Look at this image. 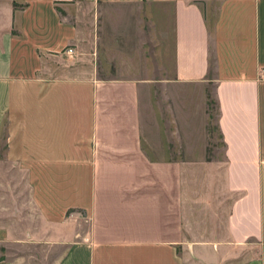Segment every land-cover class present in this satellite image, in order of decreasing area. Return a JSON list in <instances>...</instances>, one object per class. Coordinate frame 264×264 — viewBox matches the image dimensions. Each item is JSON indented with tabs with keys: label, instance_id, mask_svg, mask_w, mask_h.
Listing matches in <instances>:
<instances>
[{
	"label": "crops",
	"instance_id": "0c3cea01",
	"mask_svg": "<svg viewBox=\"0 0 264 264\" xmlns=\"http://www.w3.org/2000/svg\"><path fill=\"white\" fill-rule=\"evenodd\" d=\"M145 1L171 5L173 81L214 84L221 158L146 136L140 81L66 63L103 4ZM211 1L0 0V264H264V0Z\"/></svg>",
	"mask_w": 264,
	"mask_h": 264
},
{
	"label": "rangeland",
	"instance_id": "374dc122",
	"mask_svg": "<svg viewBox=\"0 0 264 264\" xmlns=\"http://www.w3.org/2000/svg\"><path fill=\"white\" fill-rule=\"evenodd\" d=\"M210 5L213 22L218 1L213 0ZM155 8L156 21L147 1L103 4L94 47L86 54L91 60L68 57L66 63L71 67L92 66L102 79L140 81L146 136L161 133L164 137L165 132H172L174 149L187 153L189 158H221L224 146L217 127L214 84L173 81L171 5L162 3ZM64 63L55 62L67 67ZM213 75L211 70L210 76ZM166 119L172 120L170 127L165 124ZM144 144L149 150L146 140ZM25 254L32 256L30 264H51L57 252L32 248ZM5 256L0 250V258Z\"/></svg>",
	"mask_w": 264,
	"mask_h": 264
},
{
	"label": "built area",
	"instance_id": "2783aa9c",
	"mask_svg": "<svg viewBox=\"0 0 264 264\" xmlns=\"http://www.w3.org/2000/svg\"><path fill=\"white\" fill-rule=\"evenodd\" d=\"M68 51H69V52H72V51H73V49H72V48H69V49H68Z\"/></svg>",
	"mask_w": 264,
	"mask_h": 264
}]
</instances>
